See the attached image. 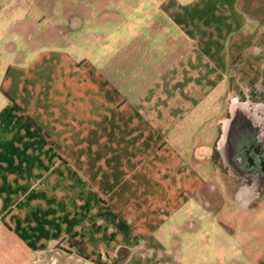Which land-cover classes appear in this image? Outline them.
<instances>
[{
    "label": "crops",
    "instance_id": "crops-1",
    "mask_svg": "<svg viewBox=\"0 0 264 264\" xmlns=\"http://www.w3.org/2000/svg\"><path fill=\"white\" fill-rule=\"evenodd\" d=\"M11 3L0 264H264V1L133 0L131 17L54 22L67 46L27 55Z\"/></svg>",
    "mask_w": 264,
    "mask_h": 264
},
{
    "label": "rangeland",
    "instance_id": "rangeland-1",
    "mask_svg": "<svg viewBox=\"0 0 264 264\" xmlns=\"http://www.w3.org/2000/svg\"><path fill=\"white\" fill-rule=\"evenodd\" d=\"M133 0H12V6L16 9L12 10V19L13 27L11 31H8L7 28V42L11 40L12 46H14V51H22L23 53L31 54L33 51L38 50L40 47L51 48L53 46H67L66 41H61L57 45L53 39V30L55 28H60V32H66L71 29H75L76 19L89 17V14H92V17L96 19H117L124 17H131L132 10L128 9ZM264 1V0H260ZM21 5V7H19ZM90 7L91 10H85L84 7ZM26 14L30 17L35 16L39 21L38 25L31 26H18L15 25V22L22 17V22L25 21ZM74 18V19H73ZM71 19V20H70ZM70 20V21H69ZM99 22L98 20H96ZM57 25L53 27V23ZM95 26V25H94ZM8 27V26H7ZM28 33V44L25 43L22 39L23 34ZM105 33V32H104ZM93 35H101L99 25L94 27L92 30ZM4 40L0 42V52L3 56L4 49ZM241 44H249L248 41ZM264 46V42H254L252 43L253 48L259 54H261V46ZM14 52V55H15ZM9 52H7L8 56ZM258 54V55H259ZM233 60V59H232ZM238 62V58H234V61ZM247 59H241V62L237 63L238 65H246ZM264 64V55L261 57L253 58L252 65H261ZM241 76V74L239 75ZM246 80L239 78V82H245ZM244 87V85H242ZM264 86V85H263ZM261 92V91H260ZM230 96L232 98V91L230 90ZM253 101H256L259 96L252 97L251 93L248 94ZM230 98V97H229ZM244 98V96H242ZM249 98V99H250ZM58 255L55 251H51L46 256L36 259L31 264H58L57 262ZM65 264H69L68 261H65Z\"/></svg>",
    "mask_w": 264,
    "mask_h": 264
}]
</instances>
